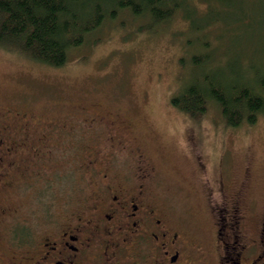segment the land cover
<instances>
[{
  "label": "rangeland",
  "instance_id": "rangeland-1",
  "mask_svg": "<svg viewBox=\"0 0 264 264\" xmlns=\"http://www.w3.org/2000/svg\"><path fill=\"white\" fill-rule=\"evenodd\" d=\"M176 1L182 6L173 17L139 32L136 28L148 18L119 11L82 47L70 50L64 66L0 47V124L17 122L14 113L22 112L34 121L67 118L72 123L68 130L77 136L95 135L103 126L87 127L83 116L118 113L121 127L143 155L139 165L155 170L152 192L177 218L189 220L192 238L209 248L213 214L223 212V205L235 203L248 237L264 210V115L253 124L228 126L213 101L192 119L170 97L180 85L181 71L188 73L192 53L207 54L203 68L208 72L217 68L229 75L231 60L241 74L247 63L264 69V0ZM68 130L28 126L32 137L59 132V144L51 146L44 169L0 188L1 204L18 210L0 238L3 244L23 243L24 219L45 210L49 199L59 204L90 191V174L83 172L82 154ZM111 161L124 175L138 160L118 154Z\"/></svg>",
  "mask_w": 264,
  "mask_h": 264
},
{
  "label": "flooded vegetation",
  "instance_id": "flooded-vegetation-1",
  "mask_svg": "<svg viewBox=\"0 0 264 264\" xmlns=\"http://www.w3.org/2000/svg\"><path fill=\"white\" fill-rule=\"evenodd\" d=\"M14 116L17 122L0 124V188L19 176L44 169L49 152H53L51 146L59 144L55 136L59 132L33 138L26 133L28 126L72 129L67 118L34 121L22 112ZM82 119L87 127L103 126L99 129L102 134L95 135L77 136L68 130L82 154L83 172L90 174V191L59 204L49 199L45 210L27 216L23 243L0 241V263L264 264V210L248 237L244 216L235 203H226L223 212L213 214V239L206 248L204 242L192 238L190 221L177 218L152 192L150 180L155 170L139 165L143 155L133 145L135 139L121 127L123 118L118 113L88 112ZM118 154L138 160L130 173L116 171L111 158ZM17 212L0 202V238L11 229Z\"/></svg>",
  "mask_w": 264,
  "mask_h": 264
},
{
  "label": "trees",
  "instance_id": "trees-1",
  "mask_svg": "<svg viewBox=\"0 0 264 264\" xmlns=\"http://www.w3.org/2000/svg\"><path fill=\"white\" fill-rule=\"evenodd\" d=\"M181 6L176 0H0V47L49 66H64L69 51L82 47L92 32L106 19H115L119 11L148 18L136 28L139 32L169 20ZM200 54L188 56L189 71L186 75L181 71L180 85L170 97L174 107L198 119L208 100L213 101L228 126L253 124L264 115L263 67L244 66V61V77L231 60L229 75L217 68L208 72L203 65L209 58Z\"/></svg>",
  "mask_w": 264,
  "mask_h": 264
}]
</instances>
